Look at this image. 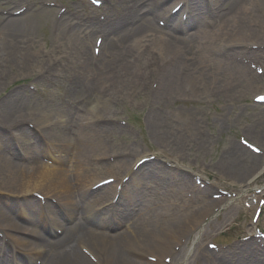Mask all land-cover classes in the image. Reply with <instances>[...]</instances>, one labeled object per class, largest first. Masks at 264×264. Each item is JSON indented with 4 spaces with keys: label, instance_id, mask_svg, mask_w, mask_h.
Listing matches in <instances>:
<instances>
[{
    "label": "bare ground",
    "instance_id": "6f19581e",
    "mask_svg": "<svg viewBox=\"0 0 264 264\" xmlns=\"http://www.w3.org/2000/svg\"><path fill=\"white\" fill-rule=\"evenodd\" d=\"M116 1L117 8L102 23L93 17L95 22H77L70 33L60 23L57 40L45 55L34 51L31 39L23 42L12 36L22 33L34 16L25 20L24 11L1 20L0 88L5 84V69L17 66L23 71L40 68L35 74L38 80L46 73L56 78L59 62L74 50L72 61L83 75L77 73L67 82L64 94L76 103L71 107L56 105L54 96L41 102L29 94L23 99L24 92L19 91L0 100V135L10 139L9 146L0 143V264H35V260L94 264L78 250L91 254L95 264H165L167 257L168 264H264V247L254 238L221 252L197 247L188 255L187 241L196 242L202 232L193 238L189 235L227 199H208L211 187L200 189L193 181L200 172L191 179L179 172L177 167L182 166L177 162L172 163L175 170L157 159L133 170L145 156L132 148L136 160H123L124 149L105 140L120 128L107 118L111 116L102 114L112 113L108 97L134 99L140 92H151L153 110L145 123L156 142H165L183 159L185 144L200 139L201 127L194 114L181 109L164 112L162 106L188 95L233 104L241 94H264V86L255 85L259 80L249 78L244 65L253 55H264V0H184L189 8L184 23L166 10L170 0ZM181 1L172 0L169 10ZM40 11L48 18L50 10ZM179 14L186 13L183 9ZM93 32L105 40L97 59L88 47V33ZM79 105L84 107L82 114L76 111ZM253 114L255 121L245 132L264 149V109ZM28 123L45 138L26 127ZM42 142L46 144L39 154ZM39 155L48 163L40 161ZM263 161L230 142L218 166L231 183L239 185L242 195L264 171ZM125 175L128 180L122 183ZM112 177V184L92 190L93 184ZM136 182L142 183L136 186ZM168 188L183 198L186 210L165 193ZM257 188L264 194V186L253 189ZM189 193L190 200L184 203ZM34 194L44 197L43 205ZM56 229L61 232L52 238ZM247 231L254 233V226L248 225ZM146 256L155 262L146 261Z\"/></svg>",
    "mask_w": 264,
    "mask_h": 264
},
{
    "label": "rangeland",
    "instance_id": "374dc122",
    "mask_svg": "<svg viewBox=\"0 0 264 264\" xmlns=\"http://www.w3.org/2000/svg\"><path fill=\"white\" fill-rule=\"evenodd\" d=\"M42 1H61L63 6L67 8V12H65L60 19H57V9L49 7L43 8L44 6L41 4ZM113 1L117 5V1ZM21 6L24 8L26 7L24 15L25 20H29L31 16H34L35 18L32 20L30 19L31 21L24 27L22 33H13L12 36L19 38L23 42L26 39H31V41L35 43L34 51L39 53L41 51L43 52V55L46 54L49 45H54L53 42L57 40V35L59 34L57 27L60 23L63 24L62 28H65L66 32L70 33L68 27L72 21H70L71 17L67 15L69 10L73 12L80 9V13L78 14L79 16L81 15L84 17H88L92 14L91 12H96L97 15L105 14V16L106 13L107 15L111 13L105 11L106 7L96 11L89 5L81 3L80 0H0V23L2 19H5L6 16L10 15L11 10L18 9ZM40 9L50 10L48 18L43 16ZM63 19L66 20L64 21ZM54 21L58 24L56 25ZM84 23L88 24L86 21ZM86 31L89 32V30ZM96 34L98 33H88L89 53L94 40V35ZM44 43L45 45L42 47ZM106 44L109 46L111 45L110 43ZM77 48L79 49L81 47ZM74 52L75 50L69 54V51H66L65 54L69 55L64 57L65 62L61 60L59 62L60 64H58L59 67L57 70L59 74L64 75L63 79H61L62 84H64V81L68 77H75L77 75V69L73 68L72 70V67L75 64L72 61L74 60ZM102 58L103 57H101L100 60H102ZM251 61L254 62L256 67L259 66L264 71V55L255 54L252 56ZM65 65H67L71 71H68ZM25 69L23 71V69H20V66H17V68L5 69L6 80L3 87L0 88V99L14 91H19L22 93L24 92V95H21V98L23 99L31 96L41 102V100L46 97L54 96L56 105L66 102V96L63 95L64 89L62 86L53 87V84L51 83L54 81L50 78L48 73L43 74L41 79L38 80V77L35 76V74L40 68ZM251 74L253 76V72ZM78 75L81 77L83 72H79ZM259 79L260 80L256 82L255 85L264 86V76H261ZM50 80H52V82ZM153 84L154 83L150 84V88H152ZM257 93L238 95L233 104H225L218 98H207V100H204V98L201 99L194 95H188L189 98H186L183 101L179 100L174 103L171 102L166 106H162L161 110L164 112L181 109L185 112L194 114L201 127L200 131H198L200 139H198V141L190 139L185 144V149H183V159H178L177 153L169 150L167 148L168 145L165 142H156L155 137L151 135L150 130L145 123L149 112L153 110V108H151V93L147 90L145 91V94L140 92L134 99L129 97L121 100V98L116 99L108 97V99L111 100L110 105L112 106L111 108H113L112 113L109 114V112H102V114L104 116L105 114L111 116L107 118H109L115 126L120 129H116L112 132V135L107 136L105 140H108V144L111 146L116 145L119 148H123V160L127 162L133 157V153H130L129 151L133 148L136 151L140 150L144 152L146 155L158 156L162 161L168 162L167 166L174 170L176 165H173L172 163L177 162L179 166H182L177 167L178 170L184 171V169H190L192 173L199 171L205 178L204 180L202 177V180L200 181V183L202 182L200 184L202 187L206 184V186L214 188L213 191L228 189L230 192L236 193L238 192L239 185L231 183L230 179L219 170L220 168L218 165L222 156H226L228 143L233 142L235 145L240 146L238 138L242 137L246 139V141H250L252 144L254 143L256 147L260 148V145L249 139L245 132L246 126L255 121L253 114L254 111L264 109V105H254L252 102V97ZM252 106H256L257 108H253ZM81 108L84 110L83 106H81ZM56 118L57 116L53 119L56 120ZM248 153L250 152L248 151ZM132 159L135 160V158ZM262 159H264V156H262ZM229 160L234 161V157H230ZM139 184V182H136L135 185L137 186ZM261 185H264V174L258 176L256 181L251 184V188L248 189V192H254L255 189L253 188ZM167 194L173 197L179 206L182 205L174 192L169 191ZM220 199L221 198L216 200ZM251 214L252 211H249L243 205L238 203H232L229 206H223L222 209H217V211H214L213 215L206 217L200 228L195 230L191 235L190 238H193L195 233L199 231L202 232L201 238L198 240L196 238V242L191 243V241H187L188 244L185 247V252L190 255V253L195 251L197 247L202 245L204 248L207 242L211 241L218 244L222 250L232 246L246 235L247 227L251 224ZM207 224L210 226L206 227ZM257 226L264 231V210L259 218ZM182 240L183 239H181V242ZM156 254L158 255V253H151V255L157 256ZM164 254H166V252Z\"/></svg>",
    "mask_w": 264,
    "mask_h": 264
}]
</instances>
